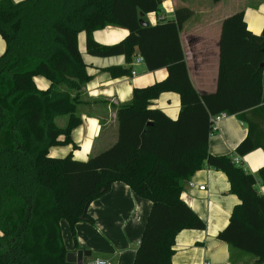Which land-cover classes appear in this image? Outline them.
Segmentation results:
<instances>
[{"label":"trees","instance_id":"1","mask_svg":"<svg viewBox=\"0 0 264 264\" xmlns=\"http://www.w3.org/2000/svg\"><path fill=\"white\" fill-rule=\"evenodd\" d=\"M162 1L0 0L5 42L0 54V264H75L67 261L60 220L74 236L76 223L93 220L90 203L117 181L151 202L132 264H172L177 233L205 228L181 198L180 186L204 166L224 172L239 200L217 238L254 256L255 263L264 261V196L257 191V177L235 164L234 155L207 151L211 117L220 112L236 115L247 126L237 155L264 150V131L256 135L257 122L244 116L249 109L264 112V67H259L264 25L253 34L242 10L223 20L217 87L199 95L179 40L181 23L191 11L180 7L164 22L140 23L144 14L159 11ZM109 25L128 33L114 44L95 41L93 32ZM80 31L89 55H123L130 62L137 51L149 71L167 70L162 80L133 88L131 103L118 108L117 141L86 160L48 153L56 145L77 147L70 132L81 122L74 115L79 99L68 90H79L89 79L77 43ZM131 71L109 69L113 77ZM35 77L46 79L47 88L38 89ZM168 91L179 95L176 118L152 107ZM58 115H69L64 128L54 123ZM257 175L264 186V165Z\"/></svg>","mask_w":264,"mask_h":264},{"label":"crops","instance_id":"2","mask_svg":"<svg viewBox=\"0 0 264 264\" xmlns=\"http://www.w3.org/2000/svg\"><path fill=\"white\" fill-rule=\"evenodd\" d=\"M245 3L249 7H244ZM180 7L191 11L179 29L188 77L199 95L213 93L219 73L223 20L242 10L247 28L253 34H259L264 25V0H221L217 3L212 0H163L159 11L146 13L141 20L147 25H155L173 18ZM127 33L125 28L109 25L94 31L93 38L101 44H114ZM85 38V32L80 31L77 43L89 79L81 84L79 90H68L71 96L77 95L79 99L74 115L81 122L70 132L71 140L77 147L73 148L72 144L52 146L48 153L53 157L71 153L74 159L86 160L112 146L118 138V108L131 103L133 88L150 85L167 75L166 68L149 71L144 62L136 63L137 51L130 62L123 55H89L85 49ZM0 39L3 41L2 44L0 41L1 51L5 42ZM112 67L131 68L136 74L113 77L109 72ZM262 81L264 104V69ZM34 82L40 90L48 86L43 77H35ZM59 89L66 90V87L60 85ZM152 107L162 110L170 118H176L180 110L179 95L171 91L163 92L152 102ZM244 116L257 122L258 126L254 128L256 135L264 131V112L253 113L249 109L244 111ZM68 120L69 115H58L54 123L64 128ZM246 134V124L236 115H227L210 133L207 151L213 155L237 156L243 169L257 177V191L264 196V186L257 175L264 165V150L257 148L244 156L234 151ZM201 185L203 190L199 189ZM229 188L225 173L213 167L204 166L185 181L181 198L204 220L205 228L185 229L177 233L172 264H264V261L255 263L254 256H248L246 252L217 238V233L226 226L234 206L239 202ZM150 208L149 200L136 195L125 183L114 182L108 192L90 203L88 213L93 220L76 223L74 236L67 221L60 220L67 254L82 252V264L95 258L110 260L113 264H132Z\"/></svg>","mask_w":264,"mask_h":264},{"label":"built area","instance_id":"3","mask_svg":"<svg viewBox=\"0 0 264 264\" xmlns=\"http://www.w3.org/2000/svg\"><path fill=\"white\" fill-rule=\"evenodd\" d=\"M135 62L136 63L143 62V57L139 55L138 57H136ZM135 74H136V71L132 69L131 75H135ZM227 115L228 114L225 112H220L218 114L213 115L211 117L213 129L216 127V124L221 119L225 118ZM233 161L235 164L240 165L239 158L237 156L233 157ZM199 189L203 190L204 186L203 185L199 186ZM85 264H113V263L110 260H106V259H102V258H95V259L88 260Z\"/></svg>","mask_w":264,"mask_h":264},{"label":"water","instance_id":"4","mask_svg":"<svg viewBox=\"0 0 264 264\" xmlns=\"http://www.w3.org/2000/svg\"><path fill=\"white\" fill-rule=\"evenodd\" d=\"M140 23L142 25H147L145 22H143L142 20H140ZM262 53H263V57H262V60L259 64V67L263 68L264 67V47L262 49ZM182 182H180V186H182ZM73 255L75 254H67V261H71L75 264H82V256H83V253L82 252H78L74 257Z\"/></svg>","mask_w":264,"mask_h":264},{"label":"rangeland","instance_id":"5","mask_svg":"<svg viewBox=\"0 0 264 264\" xmlns=\"http://www.w3.org/2000/svg\"><path fill=\"white\" fill-rule=\"evenodd\" d=\"M13 1H14V2H19V1H22V0H13ZM245 4H246V5H245L244 7H249V6H247V3H245ZM0 41H1V44H2L3 41H2L1 39H0ZM3 45H4V44H3ZM1 51H2V52L4 51V46H3V48H2ZM1 51H0V53H2ZM62 157H63V156H62ZM244 253H245V252H244ZM245 254H247L248 256H251V257H252V255H250V254H248V253H245ZM251 257H250V258H251Z\"/></svg>","mask_w":264,"mask_h":264}]
</instances>
